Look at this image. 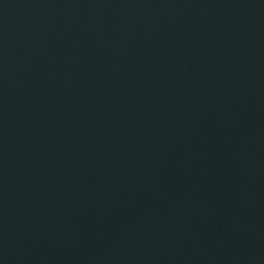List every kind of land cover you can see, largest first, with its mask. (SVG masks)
I'll list each match as a JSON object with an SVG mask.
<instances>
[{
  "label": "water",
  "instance_id": "1",
  "mask_svg": "<svg viewBox=\"0 0 264 264\" xmlns=\"http://www.w3.org/2000/svg\"><path fill=\"white\" fill-rule=\"evenodd\" d=\"M0 264H264V0H0Z\"/></svg>",
  "mask_w": 264,
  "mask_h": 264
}]
</instances>
